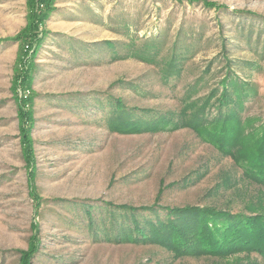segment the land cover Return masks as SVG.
<instances>
[{"label":"rangeland","instance_id":"1","mask_svg":"<svg viewBox=\"0 0 264 264\" xmlns=\"http://www.w3.org/2000/svg\"><path fill=\"white\" fill-rule=\"evenodd\" d=\"M263 139L264 0H0V264H264L133 220L264 215Z\"/></svg>","mask_w":264,"mask_h":264},{"label":"trees","instance_id":"2","mask_svg":"<svg viewBox=\"0 0 264 264\" xmlns=\"http://www.w3.org/2000/svg\"><path fill=\"white\" fill-rule=\"evenodd\" d=\"M124 127L128 131L131 129ZM253 155H256L255 163L249 164L246 172L255 179L264 180V139L255 147ZM173 212L178 215L174 216ZM133 220L139 232L138 238H157L155 240L178 255L223 257L236 252L254 251L264 258V215L259 213L235 215L225 209L193 206L169 209L164 221L148 220L141 224L135 215ZM149 226L150 235L145 229Z\"/></svg>","mask_w":264,"mask_h":264}]
</instances>
